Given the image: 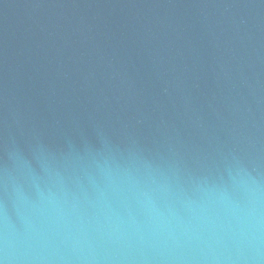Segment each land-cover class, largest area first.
Instances as JSON below:
<instances>
[{
    "label": "water",
    "instance_id": "obj_1",
    "mask_svg": "<svg viewBox=\"0 0 264 264\" xmlns=\"http://www.w3.org/2000/svg\"><path fill=\"white\" fill-rule=\"evenodd\" d=\"M0 264H264V0H0Z\"/></svg>",
    "mask_w": 264,
    "mask_h": 264
}]
</instances>
